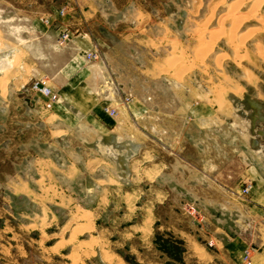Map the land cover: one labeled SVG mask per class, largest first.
Returning <instances> with one entry per match:
<instances>
[{
    "label": "rangeland",
    "instance_id": "374dc122",
    "mask_svg": "<svg viewBox=\"0 0 264 264\" xmlns=\"http://www.w3.org/2000/svg\"><path fill=\"white\" fill-rule=\"evenodd\" d=\"M261 1L52 0L50 4L49 0H0V14H10L11 27L9 36H4L9 38V62L4 60V66L0 51V264L248 263L247 251L241 261L233 259L224 235L233 238L242 230V213L215 209L209 203L208 186L210 175L218 176L219 187L228 184L234 189V200L246 197L250 191L244 193L243 188L249 189L254 180L251 171V185L241 186L245 169L241 159L248 151L249 158L264 163ZM93 12L99 15L96 20H81L82 14ZM40 14H57V21L45 25L38 19ZM133 14H138L137 19ZM141 14L154 19L147 25ZM18 26L24 31H18ZM136 26L143 35L133 38H144L145 27L164 34L157 33L161 39L149 43L129 41L124 35ZM66 32L70 39L90 34L102 59L103 53L112 58L116 51L120 65L130 57L144 69L148 61L163 59L152 74L147 73L152 77L149 83L143 74L129 75L126 85L136 94L147 90L161 101L169 89L172 92L181 84L187 93L195 92V101L211 109V115L202 109L200 132L189 127V115L171 119V140H177L180 132L184 148L179 153L173 146L165 159L171 163L184 155L192 162L194 155L200 156L197 193L193 194V185L186 188L190 193L182 194L177 186L166 194L162 183L148 185L145 164L143 173L139 168L131 171V149L116 146L111 138H99L92 125L75 127L62 138L53 136L54 122L46 112L27 105L25 99L33 97V81L57 79L55 73L65 62L70 41L60 45L58 39ZM94 62L88 66L93 65L90 70L98 82L105 68L102 62ZM144 120H139L143 152L132 155L138 159L147 144ZM91 159L106 164L94 169L87 163ZM69 162L77 168L72 177L64 175ZM165 182L172 187L176 178ZM220 190L211 197L222 203L227 196ZM248 219L252 236L256 222ZM258 222L264 224L259 218Z\"/></svg>",
    "mask_w": 264,
    "mask_h": 264
},
{
    "label": "crops",
    "instance_id": "0c3cea01",
    "mask_svg": "<svg viewBox=\"0 0 264 264\" xmlns=\"http://www.w3.org/2000/svg\"><path fill=\"white\" fill-rule=\"evenodd\" d=\"M50 4L52 0H49ZM138 14H133V19H137ZM38 18L45 25H52L57 21V14H40ZM70 15H68L69 17ZM83 22L94 21L98 18V14H82ZM143 19L152 21L154 19L153 15L141 14ZM20 17H18L19 19ZM0 41H1V64L4 66V60L8 64L9 62V38L4 36H9L10 31V14H0ZM158 24V23H153ZM18 31H24V27H16ZM26 29V28H25ZM142 28L139 26L128 28V32L124 37H128L129 41L137 42L139 39L149 43L153 41H158L161 39V35L164 31H160L155 34L150 27H145L143 30L144 38H133L138 37L141 33ZM154 29V28H153ZM28 31V30H27ZM161 35H158V34ZM143 35V34H141ZM92 36L88 33H79L77 35H71L70 41L66 44L65 48V62L62 67L56 71V80H48V85L50 89L55 92L59 99L52 108L45 111L47 118H51L54 122L50 133L57 138H62L67 136L75 127H80L81 125H86L88 128L90 125L93 126V132H95L99 138H111L116 146H126L132 151V155L138 152H143L142 137H143V127H141L139 120L145 119V139L147 144L145 145V156L129 157L131 160V171L139 168L141 173L142 165L144 166V173L147 179L148 185L154 187V184L162 183L163 191L166 194L172 193L171 188L177 186L178 193H190L191 190L187 191L186 188H192L193 194L197 193L196 187L199 185L196 181H199L202 177L201 169V158L194 155L193 161L189 160V157L178 155L173 161H166V157L171 155V150L173 146L177 145V150L181 151L184 147L181 143L183 140L181 133L177 136V140H171V119L175 118L176 115H189L191 123L189 124L200 132L201 129V114L202 109L209 112L211 115V109L204 106L201 103L195 101V92L188 93L185 86L181 84L176 85V89L172 92H167L168 96L166 99L159 100V97L152 96L150 92L144 90L143 92L136 94L133 89H130L126 85V80L130 78L129 75L140 76L143 74L145 77L147 73L154 72V66L163 63V59L157 61H148L150 65H147L144 69L137 67V62L132 60L130 57L122 60V64H118L117 56L119 55L116 51L111 57L107 58V53L104 54V61H102V54L98 50L97 45L94 43ZM127 39V38H126ZM52 48V47H51ZM6 49V50H5ZM56 50V48H54ZM4 51H7L5 54ZM111 51V50H109ZM89 52H98L99 60L97 62H102L105 68V74L100 76V80H95V74L91 72L90 68L93 65L88 66L92 62H88L85 59V54ZM94 62V63H97ZM134 67L135 71H131ZM119 68V69H117ZM131 68V69H130ZM138 71V72H137ZM110 72V73H109ZM145 82H151L150 76ZM168 88H169V80ZM153 82V81H152ZM194 91H196L194 89ZM245 93V92H244ZM241 94V97L245 95ZM150 94V96H149ZM27 99H25L26 101ZM45 102V98L38 97L35 105L28 103V106L40 107ZM113 110L115 111V116L111 117L105 111ZM43 110V109H42ZM207 112V113H208ZM191 115L193 116L191 118ZM85 123V124H84ZM245 128H242V134H245ZM154 131L157 135L154 134ZM160 135V138L158 137ZM155 137V138H154ZM157 139V140H155ZM174 142V143H173ZM194 147H196V138L193 139ZM173 143V144H172ZM157 147V150L155 149ZM159 149H161L162 156L159 157ZM123 153V151H122ZM121 153V154H122ZM252 159V160H250ZM93 166V168H100L103 164H106L100 159H91L87 163ZM241 164L244 165L245 169L241 174V186L251 185L250 177L248 173L252 171L253 183L248 189V196L237 197V200L233 198L234 189L228 187V184L224 188L217 185L218 176H212L210 181L209 203L215 207V209H225L226 211H240L242 214V225L239 232H236L234 237H230L227 232L224 235L227 237L228 250L232 249L233 259L242 260L244 252L248 251V263L247 264H264V224L258 222L264 220V163L257 162L253 158H249L248 151L245 152L244 157L241 159ZM50 163V161H49ZM51 164V163H50ZM177 165L175 169L177 175L173 176L172 172L174 170V165ZM77 168L74 163L69 162L64 175L66 177H72L76 174ZM100 171V170H99ZM149 176L152 179H149ZM172 177L176 178V183H172V187L166 186V180ZM228 178V176H226ZM109 179V178H107ZM101 180V179H100ZM199 188V187H198ZM225 194V202L220 203L218 200L212 199V195ZM101 192L104 194V188H100ZM236 193H240V188L236 187ZM230 195L231 197H229ZM256 223L254 229L257 232L251 236L248 229L251 227L250 218ZM252 221V220H251ZM247 222V223H246ZM248 232V233H247Z\"/></svg>",
    "mask_w": 264,
    "mask_h": 264
},
{
    "label": "built area",
    "instance_id": "2783aa9c",
    "mask_svg": "<svg viewBox=\"0 0 264 264\" xmlns=\"http://www.w3.org/2000/svg\"><path fill=\"white\" fill-rule=\"evenodd\" d=\"M45 23H47V21H45ZM69 40H70L69 33L66 32L60 36V38L58 39V42L60 45H64ZM98 58H99V55L97 52H89V53L85 54V59L88 62H94V61L98 60ZM47 83H48V80L46 77H42V78H39V79L33 81L31 83V86H30V91H31L33 97L31 99H28V100H30V102H33L30 104L35 105L36 101L38 100V97L45 98V102L42 104V109L45 111L50 110L52 108V106L56 102H58V99H59L58 95L50 89V87L48 86ZM34 99H35V101H33ZM105 111L111 117L115 116V111L107 110V109H105ZM243 192L244 193L248 192V187L243 188ZM248 254H249V252L247 251L245 253V259L246 260L248 259Z\"/></svg>",
    "mask_w": 264,
    "mask_h": 264
},
{
    "label": "bare ground",
    "instance_id": "6f19581e",
    "mask_svg": "<svg viewBox=\"0 0 264 264\" xmlns=\"http://www.w3.org/2000/svg\"><path fill=\"white\" fill-rule=\"evenodd\" d=\"M262 1H263V0H262ZM262 1H261V2H262ZM257 2H258V1H257ZM222 3H223V2H222ZM238 4H239V3H238ZM221 5H222V4H221ZM235 7H237V6H235ZM215 8H216V7H215ZM233 8H234V7H233ZM234 9H235V8H234ZM235 10H237V9H235ZM231 14H232V13H231ZM232 15H234V14H232ZM248 18H249V17H248ZM262 22H263V21H262ZM231 23H232V22H231ZM218 27H219V26H218ZM198 30H199V29H198ZM230 33H231V32H230ZM196 34H197V33H196ZM233 34H234V32H233ZM234 35H235V34H234ZM245 35H246V34H245ZM246 36H247V35H246ZM246 36H245V38H246ZM248 36H249V35H248ZM233 37H234V36H233ZM240 40H241V39H240ZM240 40H239V41H240ZM199 41H200V40H199ZM231 41H232V40H231ZM210 42H211V41H210ZM210 42H209V43H210ZM232 43H233V42H232ZM201 45H202V44H201ZM202 46H203V45H202ZM211 48H212V47H211ZM259 48H260V47H259ZM259 48H258V49H259ZM260 49H261V48H260ZM258 51H259V50H258ZM199 53H200V52H199ZM259 53L261 54V51H259ZM201 55H202V54H201ZM197 56H198V55H197ZM234 56H235V55H234ZM197 59H198V58H197ZM199 59H200V58H199ZM200 61H201V60H200ZM149 177H150V176H149ZM77 217H78V216H77ZM78 218H79V217H78ZM92 218H93V217H92ZM74 220H75V219H74ZM90 221H91V220H90ZM75 224H76V223H75ZM102 254H103V253H102Z\"/></svg>",
    "mask_w": 264,
    "mask_h": 264
},
{
    "label": "water",
    "instance_id": "95a60500",
    "mask_svg": "<svg viewBox=\"0 0 264 264\" xmlns=\"http://www.w3.org/2000/svg\"><path fill=\"white\" fill-rule=\"evenodd\" d=\"M33 101H35V99ZM26 103L28 104V103H33V102H30V100L27 99Z\"/></svg>",
    "mask_w": 264,
    "mask_h": 264
}]
</instances>
